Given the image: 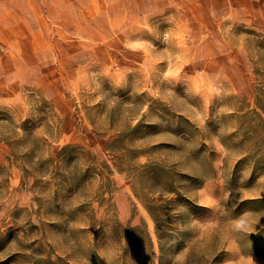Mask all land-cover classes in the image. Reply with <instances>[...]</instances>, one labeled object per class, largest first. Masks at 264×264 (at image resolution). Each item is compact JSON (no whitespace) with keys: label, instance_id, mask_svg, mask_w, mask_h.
Instances as JSON below:
<instances>
[{"label":"rangeland","instance_id":"rangeland-1","mask_svg":"<svg viewBox=\"0 0 264 264\" xmlns=\"http://www.w3.org/2000/svg\"><path fill=\"white\" fill-rule=\"evenodd\" d=\"M0 264H264V0H0Z\"/></svg>","mask_w":264,"mask_h":264},{"label":"trees","instance_id":"trees-1","mask_svg":"<svg viewBox=\"0 0 264 264\" xmlns=\"http://www.w3.org/2000/svg\"><path fill=\"white\" fill-rule=\"evenodd\" d=\"M155 212H156L155 209H152V208L149 209V213H150L151 217L153 218V220L155 221V223H156V225H157V229H156V230H157V237H158V240L161 241V239H160V235H159V225H158V220H157V216L155 215Z\"/></svg>","mask_w":264,"mask_h":264}]
</instances>
